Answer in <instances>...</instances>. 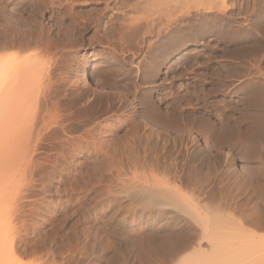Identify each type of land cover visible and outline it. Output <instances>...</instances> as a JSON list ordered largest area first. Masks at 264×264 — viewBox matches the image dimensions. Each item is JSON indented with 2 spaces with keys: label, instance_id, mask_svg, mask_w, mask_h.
I'll return each mask as SVG.
<instances>
[{
  "label": "rangeland",
  "instance_id": "obj_1",
  "mask_svg": "<svg viewBox=\"0 0 264 264\" xmlns=\"http://www.w3.org/2000/svg\"><path fill=\"white\" fill-rule=\"evenodd\" d=\"M39 1L40 0H0V15L2 14L0 18V20L2 19V22L0 23L5 26L8 24L10 29L12 30L13 28V30L11 31L7 27L8 25L6 27L2 26L1 24L0 25L2 28L6 29V36H8L7 34H10L11 32V36L9 35L8 37L12 39L15 37L14 39H17L16 42L13 39L15 42H13L14 45L18 43L16 44L17 47L15 45L16 48H13L14 50L16 49L14 54H16L17 51H20L19 57L17 56L18 53L14 56L13 50H11L12 52L10 51V49L14 46L9 45L11 44L12 39L4 37L5 40H9L7 42L4 41L5 44L8 42L9 44L6 45L7 47H5L2 51L0 50V53L2 52V55L5 56L4 59V57H2L0 54V60H7L6 55H8V53L4 54L6 51L9 52V55H12H10L11 57L14 56L15 59L16 57L18 59H23L26 57L24 60L26 61L27 59V64H31L29 62H32V66L30 65L27 67V70L30 69L28 80L30 81L28 83L29 86L26 85L28 82L26 81V78H24L25 81H19L20 83L23 82L24 87L29 89V96L27 95L28 98H25H49L55 99V101L60 100L61 102L59 101V106L61 109L64 110L65 113L69 111L73 114H70L71 116L66 117V121L64 120V126L67 128V132L64 131V136L61 132L62 130L60 129L56 131V133L53 132L50 134V137L48 135V139L45 138L46 141L44 145L46 146V143L49 145L46 147L44 146L45 150H42V153H44L46 149L47 152H45L42 156H44V158H47L48 155L53 157H51L52 160L50 157L49 160L47 158V162L44 163V166H46L45 164L49 162L52 163L47 164L45 168H41L42 171L40 172L45 178L42 175L37 176L38 180H35L36 182H32L31 186L33 188L31 187L28 191L29 199L25 200L27 204L28 202L30 203L27 207V210V204L25 205V210L29 213L28 214L26 212V214L29 215L28 217L26 215L28 218L26 220L30 222L26 221L28 225L22 229V235L20 234L21 236H19L21 241L19 247L20 250H18L17 257L19 256L22 262L25 261L24 263L28 264L33 260L34 262L35 260L39 261V258L40 260L45 259L46 261H49L50 264H175L177 262V258L175 259L174 256V258L171 256L162 257L163 254L161 250H159L155 240V237L160 233L167 234L170 228L174 232L175 230L177 231V227H180L179 225L175 223L173 224L172 222L169 224V222L172 220V217H168L170 213L165 211L164 214L162 213L163 215H159V218L161 219L162 217V219L158 224V228L156 227L154 230L149 231L145 230V232L141 231L138 225L140 215L139 209H137L136 204L134 205L131 203L132 201L134 203L136 199H132L131 202L128 200L126 197V192L128 191L127 188V191L124 190L126 191L125 195H118L120 197H115L116 195L114 196L111 193H108L109 195L106 194L109 190L105 189L106 185H103L105 182L107 184L109 183L106 181V172L103 173L104 170H107L106 166L105 168L100 166L103 169L102 170L97 164H94L97 165L101 171H103L100 173V175H98L100 170L98 169L99 171H96L97 168L92 170L94 166H91L96 160L94 156H98L96 158L99 159V162L96 161L95 163H100V161L103 162L105 160L104 158L102 159V157H105L103 156L104 153H100L102 157L100 155H93L91 158L92 154L89 155V152H87L83 147L85 146L86 142V145L88 144L90 141L89 138L92 139L91 135H93V139L95 137H100L99 140L98 138L96 139L98 141H100V139H102V142L104 141L102 144H105L102 145V148L108 144V141H112L117 134L125 137L128 134H126L127 129L131 126V121H133V123L134 121H139V126L143 124V128L140 126V130L147 132V135L151 129H156V132L153 130V132L151 131V133H155L152 134L153 136L151 135L152 137H154L156 133L161 132L160 130H162V132L164 130V135L167 133V135H172L169 137V140L175 145L174 147V145L171 144L173 151L175 150L173 153L174 156H172L173 159L168 160L166 165L163 164L161 167L164 165L168 166L167 164L169 162V164H171V161L174 162V165L171 164L173 167L169 165L172 167H170L171 171L172 169L174 170V167H178L175 169V172H171L173 176L171 174L170 178L172 181L173 178L178 179L174 181V185L176 183L178 186L184 185V188L182 189H185L186 186V189L190 187V191L185 189L186 191H189V194H191L190 192L194 190V188L191 187L193 186L192 183L194 184L196 181L194 186L197 185L195 188L198 186L199 187L198 190L197 188L195 189L197 190V193L194 190L192 194L195 196L194 193H196L197 199L194 197V201H192V203L195 205L197 202H201V204L198 203V205L200 204L204 207L205 204L206 209H209L210 207L209 220L211 223H213L215 216L221 217L220 219L223 220L222 224L224 223L225 225V222L227 224L228 220L231 221V218H234V220L232 219L234 222L237 215L240 217L243 214L242 211L244 214H252L254 210H256V213L257 211L264 210V0H169V5L174 9H171L173 14L170 13L172 14V17H170L173 18L171 22L173 27L170 25V32L168 31L169 35L163 36V33L160 35V33L157 31H155L156 33L153 31L155 35L147 34L146 37L145 34L141 35L140 42H138L136 45L137 47H133L132 50V46H130V49L128 47V49H124L125 51L121 50L120 48L118 49L119 44L116 42V39L111 38L113 37L111 34L112 30L115 29L116 26L118 27L120 23L124 24L128 22L131 16L133 17L131 18L132 21H135L137 18L140 19V17H142V21L144 22L148 19L150 20V18H148L145 13L143 14L140 12L141 14H138L137 12H131L128 7H123L120 4H114L112 0H107L110 4L108 5L109 7L106 4V0H43L44 2L41 1L42 3ZM52 1H54V3ZM50 2L52 4H50ZM60 3L63 6H61ZM109 8H112V10ZM103 10L104 13L101 14ZM207 10H209V12H207ZM97 11H99V13H97ZM117 11L124 13L121 14ZM115 12L117 13L115 14ZM142 14L145 15V17H143ZM90 18L94 19L90 20ZM121 19L123 22L125 19L127 20L123 23ZM4 22L6 23L4 24ZM56 25L60 28L56 27ZM7 29L9 30L8 32ZM0 32V34H2L4 29H1ZM48 32L50 33L49 36L47 35ZM110 34L111 37H108ZM158 36H162L163 39ZM35 37L39 38L36 39ZM43 37H45L47 40ZM66 39H69L67 40L68 42ZM109 39H113L112 41L114 43H111ZM19 40H22L21 43H19ZM35 42L36 44H34ZM60 43L62 45H59ZM73 43L75 45H73ZM111 44H118L115 45L117 48H112L114 45L112 46ZM22 45H25V47ZM8 46H11V48ZM37 46H39V48H37ZM51 46L53 48H51ZM28 47L30 50L26 49ZM54 48L55 50L57 48V50L55 51ZM38 49L39 51H36ZM40 49H42V52ZM58 49H61V51ZM47 52L48 54H46ZM21 55L24 57L22 58ZM28 56H31V58ZM41 58L44 59L42 60ZM15 59L14 62L17 65L13 64L12 67H15H13L14 69L11 67V71V63L8 65V67H6L7 65L5 66L8 60L2 63V66L0 67L2 68L0 70V76L1 71L6 72L9 70L8 73H2L5 75L1 76L2 78L8 77L9 80L5 79L4 81L9 82V84L13 81H10V78L13 79L12 76L15 78V76L12 75L16 72L15 68L17 69L19 65L26 64H23L25 61L21 62L19 59L16 60V62ZM48 59L50 61H47ZM55 59L57 60L56 62ZM86 62H90L92 65V75L98 80V82H100V87L93 83L89 86H83L81 84L83 83L81 71ZM24 68L26 70V66H24L23 69ZM57 69H60L59 72ZM12 70H14V72ZM9 72H11L12 76L9 75ZM6 74H8L10 77ZM23 74L25 73H22V75ZM20 77L23 76L19 75V77H16V79ZM52 78L55 79L53 80ZM67 79H69L70 83ZM14 85L15 83H12L10 89H14ZM17 85L18 84L16 81V86ZM49 91L50 94L47 95V98L46 94ZM7 92L9 93V90ZM13 93L12 95L14 96ZM25 93L27 94L26 91ZM16 94L14 97L17 96ZM18 94L22 93L18 92ZM10 96L11 94H9V97ZM96 99H98L96 104L98 105V103H100L97 106L99 107L98 110H102V106L105 108L104 106L108 105L106 102L109 101V103H112V109L109 110L110 108H108L107 110L109 111L101 112L97 111L95 107L84 108L86 103ZM122 101L124 104H122ZM152 101H154V103ZM150 102H152V106L153 104L155 105L157 103V107L155 105V109L157 108L156 110H158V115L160 116L164 113H169L173 117L177 113L175 109H180L178 110L177 114L181 115L180 117L183 120L180 121L181 119L178 116V118H172L171 121V119H169L171 116H166L164 114L161 118L169 117L168 121L170 120V124L167 122V120H163L164 118H160L159 121H166V123H163L164 125L166 124L165 126L157 119L155 120V123L158 121L156 124H148V122H150L148 121L149 117L145 115H148V109L152 108V106L150 107ZM120 104L123 106V108L125 106L124 109H120L121 113L118 109L122 107ZM177 106H179V108ZM159 110L161 114L159 113ZM122 112L125 113V115ZM118 116H122L123 118L119 119ZM113 117L118 118L114 119ZM175 118L176 120L180 121V128L183 126L182 131L181 129H177L179 126V121H177L178 126L177 128L175 127L176 131L174 129V132H171L172 126L174 128V125H176ZM192 118H195L196 120L194 119L193 121ZM173 119L175 120V124H173ZM189 119L192 122L189 121ZM122 121L126 122L124 123ZM135 123L137 124V122ZM113 124L118 129L115 128ZM159 125L165 127V129L166 127H170L171 129L169 131L168 129L165 130ZM191 127L193 128L192 130ZM148 128L150 130H147ZM208 128L213 129L211 131L212 135L210 134L211 129ZM114 129L117 130V133ZM91 130H93V133L96 132V135L93 134ZM101 131H103V134ZM165 131L167 133H165ZM177 131H179L178 134H182L181 137L185 138L186 136L185 139L182 138L185 143L181 145L184 147L179 145V139H176V136H179ZM97 133L99 135H97ZM184 133L185 136H183ZM53 134L54 136H52ZM58 134H60V136ZM67 136H73L74 138L77 137L79 138L78 140H80V142L83 141L80 143V147L82 146V148L76 149V151L73 150L72 153L69 149H66L65 147L62 149V147L60 148L59 146L60 151L57 150L56 152L58 144L62 145V143H60V138L62 137V139H64L63 137L67 138ZM80 136H84L86 140ZM106 136H108L110 140L108 137L106 138ZM120 136L117 137L120 139ZM155 137H157V135ZM57 138L59 139L58 143L56 142L58 140ZM103 139H107L108 141ZM175 139L178 142L175 141ZM54 141L57 144H55ZM53 144L56 145V147ZM50 146H54L56 149L54 147L51 148ZM177 146L178 149L180 148L179 152L183 149L184 152H181L182 155L181 153H178ZM61 150L64 151H62V154ZM65 150L68 153H66ZM53 152L54 154H52ZM70 156L73 157L71 158ZM66 157L72 160L69 162V159ZM74 157L76 159H73ZM61 159L63 161H61ZM65 160L68 162L65 163ZM89 162L92 163L90 164ZM102 164L104 165L106 162H103ZM190 164H192V166ZM198 164L201 165V167ZM186 165L191 166L193 169V166L195 165V170L196 168H199L198 170L200 172L202 170V174H199V176H202L199 178L203 177V179L195 177L194 174H192L194 170H189V166L187 169L188 171L192 172H187V169L185 168L187 167ZM179 166H182V168H179ZM161 169L162 168H160V171ZM181 169L183 171L185 170L188 175L191 173L193 175L192 177L196 178V180L192 182V178L191 180L188 179L189 181L185 178V182L184 177L188 175H186V172H184V174ZM147 170L146 172H149V170ZM177 170L180 172H177ZM155 172L158 173L157 170ZM174 173L178 175H175ZM182 174L183 176L186 175L183 177V179L180 177ZM100 178H104V180L101 179L100 181ZM123 178H125V176ZM128 178L130 177L128 176ZM197 179L200 181L198 182ZM127 180L123 179V181L126 182L124 185L129 188L131 186V191V189L135 188L137 185L133 182L130 183V180H128L130 184H134L129 186ZM36 183L39 186H36ZM42 183L44 185H42ZM117 185L119 186L118 183ZM117 185L115 186L117 187ZM120 185L123 186L122 183ZM41 186L44 187L42 188ZM108 186L109 185H107V188ZM115 186L112 185L113 188ZM191 188H193V190H191ZM123 189H125V187ZM105 190H107L106 193H103ZM226 190H229V192ZM251 190L254 192V194H252L253 192ZM31 196L33 197L31 198ZM124 197L126 198L125 200ZM108 199L110 200L108 201ZM120 199L124 200L123 203H120L122 202ZM111 200L115 204L110 202ZM191 200H193V197ZM195 200L196 203L194 204ZM31 201L33 202L31 203ZM129 204H132V208H130ZM207 205H211L212 208L211 206L207 207ZM133 207H136V209ZM255 207H258V209ZM211 216L214 217L213 221ZM167 218H170V220ZM162 220H164L165 223ZM166 220L169 226L166 224ZM215 220L217 221L218 219ZM215 223L219 225L218 221ZM222 226L218 227L222 228ZM225 227H228V224L225 225ZM231 227L232 224L230 225V228ZM186 228L188 229V227ZM234 228L236 227L234 226ZM224 230H226V228ZM228 230H226V232ZM148 232L150 234L154 233V235L151 234V237L150 235L145 236ZM186 232L189 234V229ZM155 233L158 234L156 235ZM191 233L194 234L192 229ZM141 234L143 237L140 236ZM189 235L192 237L191 234ZM149 237L152 240H150ZM152 237H154V240ZM152 241H154V243ZM223 242L225 243V241ZM155 243L158 249L156 245H154ZM206 244L207 243H205L204 246H206ZM156 250H158L161 255L157 253Z\"/></svg>",
  "mask_w": 264,
  "mask_h": 264
},
{
  "label": "bare ground",
  "instance_id": "obj_2",
  "mask_svg": "<svg viewBox=\"0 0 264 264\" xmlns=\"http://www.w3.org/2000/svg\"><path fill=\"white\" fill-rule=\"evenodd\" d=\"M37 1V0H36ZM44 2L43 0H40L39 2ZM60 1V0H59ZM66 1V0H65ZM72 1V0H71ZM76 1V0H75ZM88 1V0H87ZM103 1V0H102ZM107 1V0H106ZM41 2V3H42ZM54 3V1H52ZM78 2V1H77ZM99 2V1H98ZM112 2H114V4H120L121 6L123 7H128L129 10L131 12H137L138 14L141 12V13H145L148 18H150V20H146L145 22L142 21V17L137 18L135 17V21H132L131 18H133L131 16V18H129L130 20L128 22H126V20L128 19H125L124 23L123 20L122 22L124 24H121L115 29L112 30V36L111 37V34L110 36L108 37H111V38H115L116 39V42L119 44H111L112 46L114 45V47L112 48H115L116 46L115 45H118V49L120 48L121 50H124V49H130V46H132V50H133V47H137L136 45L138 44V42H140V37L141 35H144L145 34V37L146 35L148 34H152V35H155L154 32L157 31L160 33H163V36H167L169 35L168 34V31H169V27L171 25V22H172V19L171 18L172 16V10L173 9L170 5H169V0H112ZM65 3V2H64ZM69 3V2H68ZM46 4V3H44ZM43 4V5H44ZM50 4H52L50 2ZM73 4V3H72ZM107 6L110 5L107 1ZM49 5V4H48ZM61 5V3H60ZM4 6V5H2ZM54 6V5H53ZM52 6V7H53ZM56 6V5H55ZM63 6V5H61ZM69 6V5H67ZM106 6V8H107ZM116 6V5H114ZM109 7V6H108ZM117 7V6H116ZM115 7V8H116ZM122 7V8H123ZM175 7V5H174ZM38 8V7H37ZM64 8V7H63ZM70 8V7H69ZM73 8V7H71ZM105 8V9H106ZM179 8V7H178ZM183 8V7H182ZM46 9V8H45ZM108 9V8H107ZM110 9V8H109ZM39 10V9H38ZM68 10V8H67ZM66 10V11H67ZM112 10V8L110 9ZM127 10V9H126ZM174 10V9H173ZM182 10V9H181ZM7 11V10H6ZM4 11V12H6ZM55 11V10H54ZM100 11V10H99ZM99 11H97V13H99ZM119 11V9H118ZM117 11V12H118ZM125 11V10H124ZM37 12V11H36ZM70 12V11H69ZM115 12V14L117 13ZM186 12V10H185ZM207 12H209V10H207ZM2 13V12H1ZM63 13V12H62ZM66 13V12H65ZM81 13V12H80ZM104 13V10L101 14ZM118 13H121V12H118ZM124 13V12H122ZM121 13V14H122ZM140 13V14H141ZM172 13V14H170ZM178 13V12H177ZM54 14V13H53ZM67 14V13H66ZM72 14V12H71ZM70 14V15H71ZM76 14V13H75ZM85 14V13H84ZM91 14V13H89ZM142 14V15H143ZM2 15V14H1ZM1 15H0V18H1ZM82 15V14H81ZM93 15V13H92ZM100 15V14H99ZM83 16V15H82ZM113 16V14H112ZM117 16V15H116ZM171 16V17H170ZM174 16V15H173ZM180 16V15H179ZM12 17V16H10ZM72 17V16H71ZM143 17H145V15H143ZM152 17V19H151ZM4 18V17H2ZM8 18V17H7ZM53 18V17H52ZM76 18V17H75ZM80 18V17H79ZM85 18V17H84ZM126 18V17H125ZM91 19H94V18H90ZM120 19V18H119ZM184 19V18H183ZM182 19V20H183ZM86 20V19H85ZM180 20V19H179ZM181 20V21H182ZM13 21V20H12ZM76 21V20H75ZM80 21V20H79ZM83 21V20H82ZM88 21V20H87ZM115 21V20H114ZM184 21V20H183ZM0 22H2V19L0 20ZM74 22V21H73ZM100 22V21H99ZM117 22V20H116ZM6 22H4L5 24ZM83 23V22H82ZM176 23V22H175ZM1 24V23H0ZM14 24V23H13ZM48 24V23H47ZM55 24V23H54ZM75 24V22H74ZM173 24V23H172ZM2 25V24H1ZM0 25V26H1ZM8 24H6L7 26ZM43 25V24H42ZM78 25V24H77ZM182 25V24H181ZM214 25V24H213ZM2 26H5V25H2ZM1 26V29H4V32H2V34H0V50L2 51L5 47H7L6 45L9 44V42L7 44H5V42L9 41V40H5L4 37L6 38H10L8 37L10 34H7L8 36H6V29L5 28H2ZM5 26V27H6ZM14 26V25H13ZM80 26V25H79ZM97 26V25H95ZM9 29V25L7 26ZM15 27V26H14ZM43 27V26H42ZM56 27H59L56 25ZM83 27V26H82ZM94 27V26H93ZM171 27H173L171 25ZM179 27V26H178ZM202 27V26H201ZM60 28V27H59ZM80 28V27H79ZM86 28V27H85ZM177 28V27H176ZM0 29V30H1ZM63 29V28H62ZM81 29V28H80ZM78 29V30H80ZM94 29V28H93ZM11 30V29H10ZM13 30V28H12ZM11 30V31H12ZM57 30V29H56ZM73 30V29H72ZM87 30V29H86ZM90 30V29H89ZM9 30L7 29V32ZM15 31V30H14ZM53 31V30H52ZM83 31V30H82ZM154 31V32H153ZM153 32V33H152ZM170 32V31H169ZM1 33V32H0ZM13 33V32H12ZM15 33V32H14ZM156 33V32H155ZM158 33V34H159ZM49 32H48V36H49ZM176 34V33H175ZM2 35H5V36H2ZM46 35V36H47ZM11 36V35H10ZM17 36V34H16ZM37 36V35H36ZM53 36V35H52ZM51 36V37H52ZM19 37V36H18ZM17 37V38H18ZM40 37V36H39ZM39 37H35L36 39H38ZM69 37V36H67ZM144 37V36H143ZM158 37H161L163 39L162 36H158ZM173 37V36H172ZM15 38V37H14ZM13 38V39H14ZM21 38V37H20ZM41 38V37H40ZM45 38V37H43ZM73 38V37H72ZM103 38V37H102ZM105 38V37H104ZM12 39V38H10ZM12 39V42L11 44L9 45H12L14 47L11 48V46L9 48L10 51L13 50V55L15 56L17 53H18V57L20 56L19 52L20 51H17L16 54H14L15 50L13 48H16L18 43H16V47L14 45V43L17 41V39L14 40ZM46 39V38H45ZM52 39V38H51ZM63 39V38H62ZM142 39V38H141ZM159 39V38H158ZM167 39V38H166ZM171 39V38H170ZM29 40V39H28ZM31 40V39H30ZM34 40V39H33ZM32 40V41H33ZM47 40V39H46ZM69 40V39H66V41ZM71 40V39H70ZM110 40V39H109ZM108 40V41H109ZM113 39H111V43L113 42L112 41ZM143 40V39H142ZM141 40V41H142ZM5 41V42H4ZM20 41V40H19ZM22 41V40H21ZM21 41L19 43H21ZM51 41V40H50ZM65 41V42H66ZM109 41V42H110ZM145 41V40H144ZM14 42V43H13ZM43 42V41H42ZM68 42V41H67ZM74 42V41H72ZM92 42V41H91ZM147 42V41H146ZM13 43V44H12ZM39 43V42H38ZM45 43V42H44ZM58 43V42H57ZM75 43V42H74ZM73 43V45H75ZM93 43V42H92ZM114 43V42H113ZM169 43V42H168ZM172 43V42H170ZM182 43V41H181ZM23 44V43H22ZM36 44V42L34 43ZM53 44V43H52ZM56 44V43H55ZM72 44V43H71ZM110 44V43H109ZM26 45V44H25ZM25 45L23 47H25ZM48 45V43H47ZM58 45V44H57ZM59 45H62L61 43ZM64 45V44H63ZM67 45V44H66ZM165 45V44H164ZM163 45V46H164ZM167 45V44H166ZM173 45V44H172ZM27 46V45H26ZM42 46V45H41ZM56 46V45H55ZM68 46V45H67ZM70 46V45H69ZM89 46V45H88ZM168 46V45H167ZM19 47V46H18ZM43 47V46H42ZM58 47V46H56ZM61 47V46H60ZM59 47V48H60ZM64 47V46H63ZM73 47V46H72ZM71 47V48H72ZM110 47V46H109ZM139 47H140V44H139ZM20 48V47H19ZM37 48H39V46H37ZM45 48V47H44ZM50 48V47H49ZM51 48H53L51 46ZM65 48V47H64ZM117 48V47H116ZM165 48V47H164ZM26 49H29L26 48ZM25 49V50H26ZM33 49V48H32ZM31 49V50H32ZM35 49V48H34ZM76 49V48H75ZM138 49V48H137ZM167 49V48H166ZM24 50V51H25ZM30 50V49H29ZM41 52H42V49H40ZM46 50V49H45ZM55 50V48H54ZM57 50V48H56ZM55 50V51H56ZM61 51V49H58ZM69 50V49H68ZM74 50V49H73ZM71 50V51H73ZM111 50V49H110ZM22 51V50H21ZM36 51H39L36 50ZM50 51V50H49ZM67 51V50H66ZM125 51V50H124ZM127 51V50H126ZM138 51V50H137ZM166 51V50H165ZM12 52V51H11ZM10 52V53H11ZM33 52V51H32ZM65 52V51H64ZM154 52V51H153ZM167 52V51H166ZM8 53L9 55V52L6 51L4 52V54ZM22 53V52H21ZM45 53V52H43ZM50 53V52H49ZM66 53V52H65ZM68 53V52H67ZM190 53V52H189ZM195 53V52H194ZM2 55V52L0 53ZM32 54V53H31ZM48 54V52L46 53ZM57 54V53H55ZM6 55V59L8 60H0L1 61V64H0V67L2 66V63H4L5 61L6 64L5 66L8 67V65H10V71H11V67L12 65L16 64L14 62V59L15 57H11L10 55L8 56ZM41 55V54H40ZM39 55V56H40ZM66 55V54H65ZM186 55V54H185ZM8 56V57H7ZM22 56V55H21ZM27 56V55H26ZM54 56V55H53ZM72 56V55H70ZM154 56V55H153ZM189 56V54H188ZM2 57H4L5 59V56L2 55ZM1 57V58H2ZM10 57V58H9ZM24 56H22L23 58ZM29 58H31V56H28ZM41 57V56H40ZM51 57H52V52H51ZM56 57V56H55ZM77 57V56H76ZM9 58V59H8ZM26 57H24L23 59H18L16 57L15 61L16 60H19L21 62L25 61ZM49 58V57H48ZM58 58V57H57ZM79 58V57H78ZM13 59V60H12ZM37 59V58H36ZM42 60L44 58H41ZM47 59V58H46ZM54 59V58H53ZM63 59V58H62ZM52 60V59H51ZM11 61V62H10ZM27 61V59H26ZM24 62L23 64L25 65H19L18 68L16 69L15 68V73L12 74L15 76V78L11 75V72H9V75L12 76L13 79L10 78V81L13 80L10 84L9 82L7 81H4L5 79L9 80L8 77L6 78H2L1 76L2 75H5V74H2V73H8V71L6 72H2L1 71V76H0V264H27V263H24L20 260V257L18 256L17 257V254H18V250L19 247H20V239H19V236H21L22 234V229L26 227V225H28L27 222H30V221H27L26 219H28L27 217L29 216L28 212L26 211L27 210V207L29 206V202L28 204L26 203L25 200L29 199L28 198V195H29V190L30 188L32 187L31 184L32 182H34L35 180H38L37 176H43V174H41L40 171L41 168H45L47 166V164L49 163H52V162H49L47 164H45L46 166H44V163L47 162V158L49 160V157L51 159V157L53 156H49L47 158H44V156H42L45 152H47V149L44 153H42V150L44 151V143H45V138H47V136L49 135V137L51 136L50 134H52L53 132L56 133V131L58 130H62L61 132L63 133V136L65 135L64 131L67 132V128L64 126V120L66 117H69L71 116L70 114H73L72 112H68L65 113L64 110L61 109V107L59 106L60 103L59 101H55V99H49L48 98V94H50V91L46 94L47 98L48 99H26L28 98L27 95H28V88L24 87V83L23 82H19L21 80L25 81L24 78H26V81L29 80V74H30V69L29 72L27 70V67H29L30 65L32 66V62H29L31 64H27V62ZM47 61H50L49 59ZM57 60L55 59V62ZM65 61V60H64ZM63 61V63H64ZM68 61V60H67ZM73 61V60H72ZM84 61V60H83ZM13 62V63H12ZM17 62V61H16ZM91 62V61H90ZM90 62H86V64L83 66L82 68V71H81V77H82V81L83 83H81L83 86H89L91 85L92 83L93 84H96L98 87H100V82H98V80L96 78L93 77L92 75V65L90 64ZM53 63V62H52ZM72 63V62H71ZM40 64V63H39ZM48 64V63H47ZM51 64V63H50ZM55 64V63H54ZM61 64V63H60ZM65 64V63H64ZM63 64V65H64ZM17 65V64H16ZM34 65V64H33ZM49 65V64H48ZM53 65V64H52ZM26 66V70L25 68L23 69V67ZM39 66V65H37ZM44 66V65H43ZM54 66V65H53ZM82 66V65H81ZM5 67V68H6ZM15 67V66H13ZM12 67V68H13ZM22 67V68H21ZM47 67V66H45ZM51 67V66H50ZM32 68V67H31ZM37 68V67H36ZM49 68V67H48ZM58 68V67H57ZM60 68V66H59ZM70 68V67H69ZM2 68H0L1 70ZM14 69V68H13ZM50 69V68H49ZM48 69V71H49ZM67 69V68H66ZM65 69V70H66ZM21 70V71H20ZM24 70V71H23ZM43 70H47V69H43ZM58 70V69H57ZM60 70V69H59ZM58 70V72H59ZM70 70V69H69ZM14 72V70H12ZM42 71V69H41ZM71 71H72V67H71ZM21 74H20V73ZM27 72V73H26ZM55 72V70H54ZM68 72V71H67ZM18 75H17V74ZM22 73H25L22 75ZM40 73V72H39ZM45 73V72H44ZM57 73V72H56ZM27 74V75H26ZM7 76H9L8 74H6ZM20 76H23V77H20L18 79H16V77H19ZM25 75V76H24ZM43 75V74H42ZM57 75V74H55ZM61 75V74H60ZM9 76V77H10ZM28 76V77H27ZM46 76V75H45ZM58 77V76H57ZM60 77V76H59ZM66 77V76H65ZM71 77V76H70ZM46 78V77H45ZM50 78V76H49ZM68 78V77H67ZM42 79V78H41ZM53 79V78H52ZM55 79V78H54ZM53 79V80H54ZM61 79V78H60ZM63 79V78H62ZM70 79V78H69ZM69 79H67L69 81ZM47 80V79H46ZM45 80V81H46ZM52 80V81H53ZM65 80V81H67ZM71 80V79H70ZM16 81H17V86H16ZM41 81V80H40ZM50 81V80H49ZM51 81V82H52ZM30 81L27 82L26 85H28ZM36 82V80H35ZM50 82V83H51ZM12 83H15L14 85V89H10L11 88V84ZM42 83V82H41ZM54 83V82H53ZM70 83V81H69ZM37 84V83H36ZM49 84V83H47ZM21 85V86H20ZM44 85V83H43ZM58 85V84H57ZM9 86V87H8ZM16 86V87H15ZM19 86V87H18ZM29 86V85H28ZM33 86V84H32ZM51 86V85H50ZM55 86V85H54ZM13 87V86H12ZM23 87V89H22ZM45 87V86H44ZM48 87V86H47ZM9 88V89H8ZM18 88V89H17ZM21 88V89H20ZM34 88V87H33ZM43 88V87H42ZM27 89V90H26ZM9 90V93L7 92ZM47 90V89H46ZM25 91L27 92V94L25 93ZM57 91V89H56ZM14 92V93H13ZM19 93H22V94H18ZM33 92V91H32ZM30 92V93H32ZM38 92V91H37ZM45 92V91H44ZM54 92V91H53ZM8 93V94H7ZM12 93L15 94L18 96L14 97L12 95ZM29 93V94H30ZM6 94V96H5ZM9 94H11V96L9 97ZM34 94V92H33ZM41 94V93H40ZM44 94V93H43ZM54 94V93H53ZM42 95V94H41ZM10 98H8V97ZM13 96V97H12ZM23 96V98H22ZM29 96V95H28ZM12 97V99H11ZM26 97V98H25ZM14 98V99H13ZM18 98V99H17ZM38 98V97H37ZM40 98V97H39ZM43 98V97H41ZM45 98V97H44ZM98 99L94 100V101H90L88 103H86L84 105V108H91V107H95V109L97 111H101V112H105V111H109L111 110V106H112V103H109V102H106L107 106H104L105 108H103L102 106V110H98L99 107H97L100 103H98V105L96 104V101ZM61 102V101H60ZM123 102V101H122ZM154 103V101H152ZM152 102H150V107L152 106ZM115 104H117L116 102H114ZM156 103V102H155ZM114 104V105H115ZM124 104V102L122 103ZM149 104V103H148ZM157 104V103H156ZM155 104V105H156ZM96 105V106H95ZM114 105H113V108H114ZM121 105V104H120ZM155 105L153 104L152 108L151 109H148V115L146 114L145 116H148L149 117V120L150 122H148V124L150 123H155V120L157 119L158 121L160 120V118L165 114L166 116L167 115H170L169 113L166 114H162L161 116L158 115V110L155 109ZM122 106V105H121ZM97 107V108H96ZM157 107V105H156ZM179 108V106H177ZM108 108H110L109 110H107ZM122 107L118 108L119 111L120 109H122ZM125 108V106H124ZM123 108V109H124ZM149 108V106H148ZM159 108V107H158ZM169 108V107H168ZM176 108V106H175ZM66 109V108H65ZM160 109V108H159ZM182 109V108H181ZM81 110V109H80ZM115 110V109H114ZM162 110V109H161ZM178 113V110L180 109H175ZM174 110V112H175ZM118 111V110H117ZM118 111V112H119ZM124 111V110H123ZM111 112V111H110ZM182 112V111H181ZM121 113V111H120ZM123 113V112H122ZM147 113V112H145ZM159 113H160V110H159ZM173 113V112H172ZM176 113V112H175ZM175 114L177 116H174L172 117L171 115V118L169 117H166V118H161L163 120H167V122L170 124V120L168 121V118L171 119L172 121V118L174 117H177L179 116V118L181 119V115H178V114ZM125 115V113H123ZM122 114V115H123ZM161 114V113H160ZM180 114V113H179ZM118 115V114H116ZM73 116V115H72ZM184 116V115H183ZM119 117V116H118ZM117 117V118H118ZM72 118V117H71ZM112 118V117H111ZM114 118V117H113ZM116 118V117H115ZM114 118V119H115ZM116 118V119H117ZM123 118L122 116L119 117V119ZM127 118V117H126ZM184 118V117H183ZM195 119V118H194ZM194 119L192 118V120L194 121ZM67 120V119H66ZM65 120V121H66ZM126 120V119H125ZM176 120V118H175ZM173 119V122L175 121ZM183 119H181L180 121H182ZM196 120V119H195ZM114 121V120H113ZM127 121V120H126ZM125 121V122H126ZM131 121V120H130ZM156 121V123L158 122ZM177 121L179 120H176V125H174V128L172 126V130L171 132H174V129L175 127L177 128ZM180 121H179V126H178V130L183 129V126L182 128H180ZM189 121H191L189 119ZM198 121V120H197ZM102 122V121H101ZM124 122V121H122ZM121 122V123H122ZM124 122V123H125ZM137 122V124L135 123ZM139 121H131L130 122V127L127 129L126 131V136L123 137V136H120V135H116V137L111 141L110 138L108 136H106V138L108 137V139L111 141H108L107 139H103V140H107L108 141V144L105 145L104 148H102V139L99 140L98 137H95L93 139V135L92 136V139H90V141L88 142V144L86 145L85 143V146L84 149L89 152V155H91V158L93 155H100V153H104L103 156L105 157H102V159L104 158L105 160L103 161L104 163L106 162V164H102L103 162L100 161V163H98L99 159H97L96 157L98 156H94V159L95 162L98 161L97 163H92L93 165L91 166H94L92 170H95L97 168L96 171H99L101 167L105 168L106 166V169L107 170H104L103 171H99L98 175H100V173H105V175H107V179L106 181H108L109 183L107 184L105 182V184L103 185H106L105 189H109L108 191L105 190V192L103 193H111L112 195H116L115 197H117L119 194H124L125 195V192L127 191H130V188L133 183H135L137 186L133 189H131V193L130 192H126L127 193V198L128 200H131L132 199H136L133 203V201L131 202L132 204H136V207L137 209H139V227L141 229V231H144L145 230H154L156 227L158 228V224L159 222L161 221V219L159 218L160 214H164L165 211L167 213H170L168 217H172V220L169 222L170 218H167L169 219L168 222L169 224L172 222L173 224H177L179 225L180 227L176 228L177 231L175 230L174 232L172 231V229L167 232V234H162V235H158L155 237V240H156V243L159 247V250H161L162 252V257L166 256V257H172L175 259L177 258V262L175 264H264V210L262 211H257L256 213V210L255 213L253 211L252 214H244V212L242 211V214L240 217L239 215L236 216L235 218V221L233 222L234 218H231L232 215H231V221L228 220V227H225L226 222H225V225L224 223L222 224V219H220L221 217H217L215 216V218L213 216H211L212 218V221H213V218H214V221L213 223H211V221L209 220L210 219V207L211 205H207V207H209V209L205 208V204H204V207L201 206V202H197L196 203V200L194 202L195 205H193L192 201H194V197L195 199L196 196H197V190H198V187L197 190H195V185L196 184V181L195 183L193 184L192 182H194V180H196V178H193L192 174H194L195 177L199 178L201 177L202 175L199 176V174L201 173L202 174V170L201 172L196 168L195 170V165L193 166V168H191L192 164H190L191 166L189 170L193 169L194 171H188V166L185 167L187 169V172H192L188 173L184 170H182V172H186L188 176L184 177L183 174L182 176V179L184 177V179L186 178L187 180H191V178L193 179V181L191 182L193 186H190L194 188L195 192V196L192 194V192L194 191L193 188H191V190H193L192 192H190L191 194H189V188H187V186L185 187L186 190H189V191H186L185 189H182L184 188V185L182 186H178V185H174V181L178 180V179H174L173 177V181L171 180V174L173 173L172 171H176L175 169H177L178 166H176V168L174 167V170L172 169L171 171V168L173 167L171 164H173L174 162L171 161V164H167L168 166H165L166 163L168 162V160H171L173 159L172 156L174 151H173V147H171V144L174 145L173 143L170 142L169 140V137H171L172 135H167L168 133L165 131V134L164 135V130L162 132V130H160L161 132L159 133H163L162 135L166 136H162L161 134L159 133H156L157 137H155L156 135H154V137H152L153 135L152 134H155V133H151V131L153 129H151V131L148 132V135H147V132H143V130L141 131V127L143 124H141L139 126ZM147 122V121H146ZM160 123L162 121H159ZM172 122V123H173ZM175 122L173 124H175ZM192 122V121H191ZM190 122V123H191ZM116 123V122H115ZM120 123V122H119ZM129 123V121H128ZM155 123V124H156ZM159 123V124H160ZM163 123H166V121L162 122ZM181 123H184V122H181ZM103 124V123H102ZM127 124V123H126ZM154 124V125H155ZM161 124V125H162ZM172 124V125H173ZM186 124V123H185ZM99 125V124H98ZM114 125V124H113ZM118 125V124H117ZM123 125V124H122ZM129 125V124H128ZM147 125V124H145ZM164 125V124H163ZM166 125V124H165ZM164 125V126H165ZM168 125V124H167ZM184 125V124H183ZM195 125V124H194ZM94 126V125H93ZM160 126V125H159ZM158 126V127H159ZM171 126V125H170ZM186 126L188 127V125L186 124ZM95 127V126H94ZM98 127V126H97ZM115 127V125H114ZM113 127V128H114ZM119 127V126H118ZM122 127V126H121ZM157 127V126H156ZM161 128L163 126H160ZM159 127V128H160ZM169 127V126H168ZM211 127V126H209ZM69 128V127H68ZM112 128V127H111ZM110 128V129H111ZM117 128V127H115ZM143 128V126H142ZM147 128V127H146ZM151 128V127H150ZM165 129V127H163ZM189 128V127H188ZM214 128V127H213ZM92 129V127H91ZM100 129V128H99ZM98 129V130H99ZM104 129V128H103ZM109 129V131H110ZM118 129V128H117ZM168 131L171 129L170 127L167 128ZM165 129V130H166ZM186 129V127H185ZM193 128L191 127V130ZM208 129H211L210 130V134L212 133L211 131L213 130L212 128H208ZM88 130V129H87ZM94 130V128H93ZM91 130V132L93 131ZM97 130V129H96ZM116 130V129H114ZM129 130V131H128ZM147 130H150L149 128ZM156 130V129H155ZM155 130H153L154 132H156ZM187 130V129H186ZM201 130V129H200ZM199 130V131H200ZM69 131V129H68ZM90 131V130H88ZM106 131V130H105ZM104 131V132H105ZM113 131V130H112ZM111 131V132H112ZM146 131V130H144ZM152 131V132H153ZM158 131V130H157ZM176 131V129H175ZM206 131V130H205ZM70 132V131H69ZM102 134H103V131H101ZM100 132V133H101ZM107 132V131H106ZM117 133V130L115 131ZM170 132V133H171ZM179 131H177V134H178ZM186 132V131H185ZM215 132V131H214ZM93 133V132H92ZM96 133V132H95ZM93 133V134H95ZM114 133V132H113ZM115 133V134H116ZM151 133V134H149ZM189 133V132H188ZM205 133V132H204ZM61 134V133H60ZM60 134H58L60 136ZM69 134V133H67ZM66 134V135H67ZM89 134V133H88ZM105 134V133H104ZM107 134V133H106ZM109 134V133H108ZM173 134V133H172ZM175 134V133H174ZM191 134V133H190ZM199 134V133H198ZM57 135V136H58ZM96 135V134H95ZM97 135H99L97 133ZM122 135V134H121ZM124 135V133H123ZM152 135V136H151ZM179 136H176V139L180 142L179 145L185 143L184 140L182 138L184 137H181L182 134H178ZM189 135V134H188ZM212 135V134H211ZM54 136V134L52 135ZM62 136V135H61ZM70 136V135H68ZM65 138L63 137L64 139H62V137L60 138V143H62V145H59L58 144V148L60 146V148L62 147H65L66 149H69L70 152L73 153V150L76 151V149H80L82 148V146L80 147V140H78L79 138H74L73 136L72 137H68ZM86 136V135H85ZM120 136V139L118 137ZM185 136V133L184 135ZM82 137V136H80ZM89 137V136H88ZM103 137V136H102ZM112 137V136H111ZM114 137V136H113ZM123 139H122V138ZM179 137V138H178ZM84 138V136L82 137ZM87 138V136H86ZM86 138H84V140H86ZM98 138V140L96 139ZM105 138V137H104ZM118 138V139H116ZM175 138V137H174ZM173 138V139H174ZM186 138V136H185ZM184 138V139H185ZM189 138V137H188ZM58 139V138H57ZM56 139V140H57ZM122 139V140H121ZM172 139V140H173ZM175 139V141H177ZM116 140H121V141H116ZM51 141V140H50ZM59 139L56 141L58 143ZM106 141V143H107ZM174 141V143H175ZM177 141V142H178ZM55 142V141H54ZM55 142V144H57ZM120 142V143H119ZM173 142V141H172ZM51 143V142H49ZM177 144V143H176ZM49 145V144H48ZM47 143H46V146H48ZM51 145V144H50ZM54 145V144H53ZM178 145V144H177ZM45 146V147H46ZM56 147V145H54ZM52 146V147H54ZM183 146V145H181ZM186 146V145H185ZM51 147V146H50ZM51 147V148H52ZM54 147V148H55ZM175 147V145H174ZM184 147V146H183ZM182 147V148H183ZM53 148V150H54ZM56 149V152L57 150L60 151V148L59 149ZM49 149V148H48ZM180 149V148H179ZM179 149H178V146H177V151L178 153L180 154L181 152H184L183 149L182 151L179 152ZM186 150V149H185ZM51 151V150H50ZM62 151L61 150V154H62ZM85 151V152H86ZM64 152V151H63ZM66 152V150H65ZM78 152V150H77ZM59 153V152H58ZM68 153V152H66ZM83 153V152H82ZM54 154V152L52 153ZM57 154V153H55ZM64 154V153H63ZM71 154V153H70ZM86 154V153H85ZM79 155V154H78ZM177 155V154H176ZM182 155V153H181ZM47 156V154H46ZM59 156V154H58ZM65 156V155H64ZM81 156V155H79ZM178 156V155H177ZM176 156V157H177ZM55 157V156H54ZM61 157V156H60ZM63 157V156H62ZM68 157V155H67ZM66 157V158H67ZM71 157V156H70ZM73 157V156H72ZM71 157V158H72ZM76 157V156H75ZM73 158V159H76V158ZM183 157V156H182ZM80 158V157H78ZM179 158V157H178ZM57 159V157H56ZM60 159V158H59ZM58 159V160H59ZM65 159V157H64ZM69 159V158H67ZM101 159V160H102ZM52 160V159H51ZM72 160V159H71ZM70 159L68 160L69 162L71 161ZM78 160V159H77ZM88 160V159H87ZM90 160V159H89ZM93 160V161H94ZM176 160V158H175ZM56 161V160H55ZM61 161H63L61 159ZM66 161V160H65ZM64 161V162H65ZM68 161H66L65 163H67ZM75 161V160H74ZM91 161V160H90ZM57 162V161H56ZM86 162V160H85ZM192 162V161H191ZM233 162V160H232ZM87 163V162H86ZM90 163V162H89ZM90 163V164H91ZM188 163V162H187ZM194 163V162H193ZM235 163V162H234ZM58 164V163H57ZM62 164V163H61ZM69 164V163H68ZM94 164H97V165H94ZM101 164V165H100ZM165 164L163 167H161V165ZM181 164V163H180ZM189 164V163H188ZM103 165V166H102ZM171 165V166H169ZM174 165V164H173ZM177 165V164H175ZM179 165V164H178ZM183 165V164H182ZM199 165V164H198ZM197 165V167H198ZM60 166V165H59ZM101 166V167H100ZM185 166V165H184ZM183 166V167H184ZM201 167V165H199ZM49 167V166H48ZM52 167V165H51ZM65 167V166H64ZM171 167V168H170ZM56 168V166H55ZM92 168V167H91ZM95 168V169H94ZM149 168V169H148ZM159 168V169H158ZM160 168L161 171H160ZM179 168H182V166ZM49 169V168H48ZM54 169V168H53ZM64 169V168H63ZM99 169V170H98ZM102 169V168H101ZM149 170V172H146V170ZM203 169V168H202ZM103 170V169H102ZM147 170V171H148ZM158 171L155 172V171ZM47 171V170H46ZM95 171V172H96ZM160 171V172H159ZM196 171V172H195ZM55 172V171H54ZM172 172V173H171ZM177 172H180L177 170ZM53 173V172H52ZM234 173V172H233ZM175 175H178L176 173H174ZM185 174V173H184ZM205 174V173H204ZM49 175V174H48ZM169 175V176H168ZM47 176V175H46ZM104 176V175H103ZM125 176V178H123ZM128 176L131 178H128V180H130V183L133 182L132 184H130L127 180ZM173 176V174H172ZM207 176H208V173H207ZM44 177V176H43ZM53 177V176H52ZM179 177V179H180ZM37 178V179H36ZM40 178V177H39ZM42 178V177H41ZM45 178V177H44ZM48 178V177H47ZM46 178V179H47ZM104 180V178H100L99 180L101 181ZM123 179H126L130 188L129 187H126L124 185V183L126 184V182L123 181ZM186 179L184 180L186 182ZM199 179H203L202 178H199ZM205 179V178H204ZM40 180V179H39ZM132 180V181H131ZM134 180V181H133ZM188 180V181H189ZM119 184V186L117 185V183ZM123 181V182H122ZM183 181V180H182ZM197 181L199 182L200 180L197 179ZM36 182V181H35ZM45 182V181H44ZM173 182V184H172ZM180 182V181H178ZM39 183V182H38ZM117 185V188L115 185ZM123 184V186L125 187V189H123L124 187L121 186L120 184ZM180 184V183H179ZM187 184V183H185ZM189 184V183H188ZM200 184V183H198ZM36 186H39L37 185V183L35 184ZM41 185V183H40ZM42 185H44L42 183ZM107 185L108 188H107ZM113 186H115L114 189ZM134 185V184H133ZM201 185V184H200ZM34 186V184H33ZM35 187V186H34ZM42 187V186H41ZM44 187V186H43ZM42 187V188H43ZM122 190H121V188ZM33 188V187H32ZM40 188V187H39ZM41 188V190H42ZM127 188V189H126ZM248 188V187H247ZM253 188V187H252ZM36 189V188H35ZM33 190V189H32ZM126 190V191H124ZM222 190V189H221ZM231 190V189H229ZM229 190H226L229 192ZM35 191V190H34ZM37 191V190H36ZM39 191V189H38ZM246 191V190H245ZM249 191V190H248ZM252 191V190H251ZM40 192V191H39ZM199 192V191H198ZM203 192V191H202ZM224 192V191H223ZM222 192V193H223ZM250 192V191H249ZM253 192V191H252ZM34 193V192H33ZM32 193V195H33ZM115 193V194H114ZM251 193V192H250ZM31 194V193H30ZM105 194V195H106ZM204 194V193H203ZM254 194V192L252 193ZM104 195V196H105ZM109 195V194H108ZM106 195V196H108ZM122 195V196H124ZM192 195V196H191ZM222 195V194H221ZM225 195V194H224ZM113 196V197H114ZM199 196V195H198ZM205 196V195H203ZM227 196V195H226ZM229 196V195H228ZM236 196V195H235ZM249 196V195H248ZM33 196H31L32 198ZM109 197V196H108ZM106 197V198H108ZM120 197V196H118ZM193 197V200H191ZM222 197V196H220ZM110 198V197H109ZM199 198V197H198ZM206 198V197H205ZM210 198V197H209ZM115 199V198H114ZM126 198L124 197V200ZM201 199V198H200ZM222 199V198H221ZM110 199H108L109 201ZM113 200V198H112ZM112 200L110 202H112ZM118 200V198H117ZM122 199H120L121 201ZM120 202V203H123V201ZM202 200V199H201ZM205 200V199H204ZM35 201V200H34ZM222 201V200H221ZM224 201V199H223ZM33 201H31L32 203ZM228 202V201H227ZM113 204H115L114 202H112ZM117 203V202H116ZM128 203V201H127ZM198 203H200L198 205ZM27 204V205H26ZM34 204V203H33ZM109 204V203H108ZM118 204V203H117ZM132 204H129L130 205V208H132ZM223 204V203H222ZM225 204V203H224ZM229 204V203H228ZM25 205H26V210H25ZM120 205V204H119ZM118 205V206H119ZM128 205V206H129ZM221 205V204H220ZM237 205V204H236ZM239 205V203H238ZM219 206V205H218ZM240 206V205H239ZM32 207V206H30ZM120 207V206H119ZM136 207H133L136 209ZM123 208V207H122ZM205 208V210H204ZM212 208V206H211ZM215 208V206H214ZM226 208V206H225ZM231 208V207H230ZM241 208V207H239ZM246 208V206H245ZM243 208V209H245ZM256 208V207H255ZM121 209V208H120ZM228 209V208H227ZM258 209V207L256 208ZM260 209V208H259ZM30 210V209H29ZM128 210V208H127ZM208 212V215H207V212ZM238 210V209H237ZM241 210V209H240ZM261 210V209H260ZM129 211V210H128ZM134 211V210H132ZM205 211V212H204ZM213 211V210H212ZM230 211V210H229ZM26 212L28 214H26ZM138 212V211H137ZM239 212V211H238ZM252 212V211H251ZM249 212V213H251ZM127 213V212H126ZM31 214V213H30ZM162 214V215H163ZM222 214V213H221ZM228 214V213H227ZM237 214H240V213H237ZM27 215V217H26ZM33 215V214H32ZM135 215V214H134ZM168 215V214H167ZM177 215V216H176ZM229 215V214H228ZM165 216V215H164ZM220 216V215H219ZM223 216V214H222ZM235 216V215H234ZM217 217V218H216ZM228 217V218H229ZM30 218V217H29ZM135 218V216H134ZM138 219V217H137ZM215 219H218V224L217 225L215 222H217ZM227 219V218H225ZM233 219V220H232ZM27 221V222H26ZM164 223L165 221L162 220ZM134 222V221H133ZM221 222V223H219ZM230 222V224H229ZM232 222V223H231ZM27 223V224H26ZM137 223V222H136ZM135 223V224H136ZM162 224V223H160ZM166 224H167V220H166ZM166 224H163V225H166ZM232 224V227L230 228V225ZM235 224V225H234ZM162 225V226H163ZM168 225V224H167ZM217 225V226H216ZM223 225V226H222ZM169 226V225H168ZM218 226H222L223 228V231H222V228H219ZM234 226L236 228H234ZM161 227V225H160ZM159 227V228H160ZM167 227V226H166ZM188 227L191 236L193 233H191V229H192V232H194L193 236L190 237V235L186 232L188 229L186 228ZM226 230H228L226 232V230H224L225 228ZM139 229V231H140ZM174 229V228H173ZM187 229V230H186ZM158 230V229H157ZM168 230V229H167ZM140 231V233H141ZM230 231V232H229ZM232 231V232H231ZM154 232V231H153ZM149 233V232H148ZM144 234L145 236L147 235H150V237L152 236L151 234L154 235V233H149V234ZM21 234V235H20ZM25 234V233H24ZM156 235L158 233H155ZM229 234V235H228ZM140 236L143 237V235L141 234ZM23 237V236H22ZM21 237V238H22ZM149 237V238H150ZM153 240H154V237H152ZM229 239V240H228ZM232 239V240H231ZM24 240V239H23ZM147 240V239H146ZM150 240H152L150 238ZM228 240V241H227ZM225 241V243L223 242ZM154 243V241H152ZM224 244H223V243ZM227 242V243H226ZM23 243V242H22ZM25 243V242H24ZM39 243V242H38ZM37 243V244H38ZM151 243V242H150ZM156 243L154 245H156ZM206 244V246H204V244ZM28 244V243H27ZM32 245V244H31ZM156 245V247H157ZM35 246V244H34ZM33 247V245H32ZM157 247V249H158ZM34 250V249H33ZM35 251V250H34ZM157 253H159L161 255V253L156 250ZM20 252V251H19ZM174 256V257H173ZM161 257V256H160ZM37 259V258H36ZM45 260V259H43ZM43 260H40L39 258V261L34 260L31 261V263H28V264H50L49 261H43ZM171 260V259H170ZM37 261V262H36ZM176 261V260H175ZM52 264V263H51Z\"/></svg>",
  "mask_w": 264,
  "mask_h": 264
}]
</instances>
